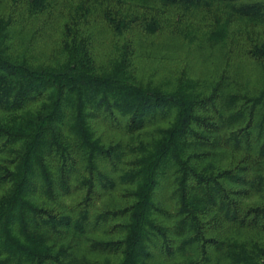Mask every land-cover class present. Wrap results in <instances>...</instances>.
<instances>
[{
	"label": "trees",
	"instance_id": "obj_1",
	"mask_svg": "<svg viewBox=\"0 0 264 264\" xmlns=\"http://www.w3.org/2000/svg\"><path fill=\"white\" fill-rule=\"evenodd\" d=\"M54 2L31 0L29 15ZM155 3L202 9L219 44L242 20L262 79L146 82L129 71L132 40L116 70L98 68L92 12L118 35L138 24L152 37L166 19ZM11 21L0 19V264H264V40L252 36L264 0H79L58 66L17 57Z\"/></svg>",
	"mask_w": 264,
	"mask_h": 264
},
{
	"label": "rangeland",
	"instance_id": "obj_2",
	"mask_svg": "<svg viewBox=\"0 0 264 264\" xmlns=\"http://www.w3.org/2000/svg\"><path fill=\"white\" fill-rule=\"evenodd\" d=\"M31 0H0V19L11 18L9 38H14L9 46L15 55L34 66L49 64L58 66L67 55L62 45V38L67 23L75 13L79 0H55L53 7L36 16L29 15ZM166 18L161 28L152 37H147L138 24L118 35L103 16L95 9L91 16V25L100 31L99 46L101 56L98 68L106 72L116 70V62L121 59L122 46L132 40V66L129 71L143 81L175 83V78L182 75L200 77L206 73L220 74L225 71H237L260 81L263 70L247 52L251 40L247 34L240 33L244 26L237 20L230 28L226 44L211 40L214 20L202 9H184L180 5L163 6ZM256 32L252 36L264 40V21L257 22ZM21 25V33L15 34ZM144 36L152 41L147 46H140L139 39ZM145 39V40H146ZM114 135V131H109ZM84 191H77L62 197V205L68 208L79 200ZM119 197V193L102 195L95 202L94 210L102 209Z\"/></svg>",
	"mask_w": 264,
	"mask_h": 264
}]
</instances>
